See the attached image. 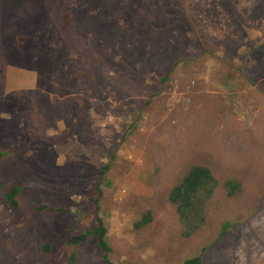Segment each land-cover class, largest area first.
<instances>
[{
	"label": "rangeland",
	"instance_id": "374dc122",
	"mask_svg": "<svg viewBox=\"0 0 264 264\" xmlns=\"http://www.w3.org/2000/svg\"><path fill=\"white\" fill-rule=\"evenodd\" d=\"M193 165L219 187L182 238ZM0 185V264H105L67 243L96 216L114 263L264 264V0H0Z\"/></svg>",
	"mask_w": 264,
	"mask_h": 264
},
{
	"label": "trees",
	"instance_id": "16d2710c",
	"mask_svg": "<svg viewBox=\"0 0 264 264\" xmlns=\"http://www.w3.org/2000/svg\"><path fill=\"white\" fill-rule=\"evenodd\" d=\"M107 167L103 168L100 178ZM2 186L0 185V188ZM219 181L215 178L211 170L204 165H193L184 174L182 179L175 184L169 195L168 200L174 208L177 221L180 225V236L188 238L200 229L204 228L208 222V206L210 201L215 195ZM223 187L227 197L236 196L241 191V183L235 179H226L223 181ZM18 187H12L4 194L6 202L14 209L18 207L17 195L19 192ZM50 208L52 211H59L60 208L50 207L47 204H41L39 209ZM96 223L94 227L85 229L79 234H74L68 240L70 245H78L86 242L91 236L95 238V245L103 252V259L105 264H139L134 262L114 263L109 259L111 247L106 241L107 229L104 220L96 216ZM152 221L150 211H145L141 214L140 218L133 223V227L140 229L144 225ZM230 224L228 222L222 225L221 232L218 237L225 234ZM48 249V245L46 247ZM74 255H71V262ZM183 264H202L201 255L186 259Z\"/></svg>",
	"mask_w": 264,
	"mask_h": 264
},
{
	"label": "crops",
	"instance_id": "0c3cea01",
	"mask_svg": "<svg viewBox=\"0 0 264 264\" xmlns=\"http://www.w3.org/2000/svg\"><path fill=\"white\" fill-rule=\"evenodd\" d=\"M27 76H28V75H27ZM29 78H30V81H25V82L22 84V87H24V88L34 87L35 79L32 78V77H30V76H29ZM29 78H28V79H29Z\"/></svg>",
	"mask_w": 264,
	"mask_h": 264
}]
</instances>
